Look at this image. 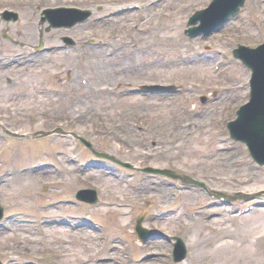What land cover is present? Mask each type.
<instances>
[{"label": "rangeland", "instance_id": "1", "mask_svg": "<svg viewBox=\"0 0 264 264\" xmlns=\"http://www.w3.org/2000/svg\"><path fill=\"white\" fill-rule=\"evenodd\" d=\"M208 1L0 0V59L52 48L21 53L33 63L0 69V261L264 264V165L225 128L248 97L249 71L231 48L264 40V0H247L219 31L189 39V16ZM61 6L90 15L71 28L52 27L44 11ZM154 84L178 90L129 91ZM52 130L78 134L115 161L95 162L71 134L42 135ZM40 163L38 173L24 171ZM148 168L155 174L141 170ZM175 170L206 190L189 185L178 194L163 173ZM92 188L96 203L80 202ZM213 190L237 198L221 206ZM139 215L152 234L145 241L134 231ZM218 232L224 242L211 250L205 240ZM173 236L186 243L180 263L172 259Z\"/></svg>", "mask_w": 264, "mask_h": 264}, {"label": "bare ground", "instance_id": "2", "mask_svg": "<svg viewBox=\"0 0 264 264\" xmlns=\"http://www.w3.org/2000/svg\"><path fill=\"white\" fill-rule=\"evenodd\" d=\"M4 10H6V9H4ZM3 10V11H4ZM79 10H80V8H75V9H72V11L68 14V17H67V20H66V22L67 23H69L70 25H71V27L72 26H74L75 25V21H77L78 23H81V22H85L86 20H84L83 18L84 17H82L81 16V13L82 12H79ZM17 11L18 10H16V9H11V15H10V17H11V20L13 19V17H14V14L15 13H17ZM87 11V9H85V12ZM61 13H65V12H67V10H64V11H60ZM19 14V13H18ZM200 14H204V16L205 17H207V16H209V14H208V12H207V10L206 9H204V8H198V9H195L194 11H193V13L190 15V20L192 21V24H190L189 22L188 23H186L187 24V29H186V32H185V36L186 37H188L189 39H192V35H191V31H192V29H197V25H198V22H199V20H200V17H201V15ZM60 15V14H59ZM21 18H22V15H21ZM224 18V17H223ZM217 19H221V17H219V16H217V17H214V20H217ZM13 21H14V19H13ZM217 29V27H215V28H213L212 29V31L214 32L215 30ZM213 32H211V33H213ZM5 33V32H4ZM6 34V33H5ZM196 34H197V31H196ZM198 35V34H197ZM5 37V39H8V40H10L7 36H4ZM195 38H197V36L195 37ZM31 48H33V47H31ZM36 48H41V51H42V55L43 54H45L46 52H47V50L45 49V48H43V47H41V46H37V47H34L33 49H36ZM112 48H113V51L115 50V47L114 46H112ZM138 48V47H137ZM233 48V47H232ZM231 48V49H232ZM140 49V48H139ZM144 49V48H143ZM65 50H67V49H65ZM27 58V57H26ZM195 59V58H194ZM193 59V60H194ZM26 60H28V59H26ZM193 60H191L190 59V61H193ZM148 63V62H147ZM262 78V80H263V83H264V75L261 77ZM180 89V88H179ZM176 90H178V89H176V88H174V91H176ZM247 93H248V97L247 98H249V100L250 101H253V103H256L255 105H254V108H255V110H257V111H262V113H264V93H262V90H261V88H259L258 87V89H257V91L256 90H254L252 87H248L247 88ZM75 100H77L76 98L73 100V102L75 101ZM76 103H78V101L76 102ZM255 110H254V112H255ZM254 112H253V115H252V117L250 116V117H248V121L249 122H251L252 124H254L255 123V119H256V116H255V114H254ZM253 128L254 127H252V125L251 126H249L248 127V129L250 130V131H252L253 130ZM125 130V129H124ZM64 132V133H63ZM259 133V132H258ZM264 133V131H262L261 132V134H263ZM45 134H50V135H52L51 133H50V131H45L42 135H45ZM58 136H60L61 138H64L65 136H69L70 134L69 133H65V131H61V130H59L58 131V133H56ZM49 135V136H50ZM72 140L74 141L72 144L73 145H75V144H77L78 142L79 143H81V144H83L85 147H87V148H89V150L91 151V153L94 155V156H96V159H95V162H99V163H102L103 161H105V159H110V160H114L115 161V158L113 157V155L112 154H110V153H107V152H103V151H96L95 149H94V147L92 146V144H90V142L87 140V139H85V138H83V137H81V136H79L78 134H74L73 136H72ZM78 141V142H77ZM91 147H93V149L91 148ZM99 157V158H98ZM258 158V157H257ZM258 159H260V158H258ZM120 162H122V161H120ZM75 163H82L83 164V166L85 167V164L86 163H89V160H87L86 162H82V161H76ZM39 165H41V163L40 164H36V165H30L29 167H27V166H24V171L26 170V171H30L31 172V174H33V173H35V171H36V173H38L39 171H41V168H40V166ZM50 165V164H49ZM258 166H262V164H257ZM88 167H90V166H88ZM23 170V169H22ZM176 171V170H175ZM176 173V174H175ZM175 173H173L175 176L174 177H172V176H170V179H176L175 180V184H174V186H175V189L177 190V191H179L178 192V194H181L182 192L184 193V192H187V191H184V190H186L188 187H189V185L190 184H193L192 182H191V180L189 179V178H182V176H188L187 174H185V173H179V172H175ZM108 177V176H107ZM110 177H112V176H110ZM106 179V178H105ZM3 181H5V180H3ZM2 181V182H3ZM49 184V183H48ZM142 185V184H141ZM202 185H205V184H202ZM174 191V194L176 195L177 194V191ZM190 190V189H189ZM81 191H83V190H81ZM184 194H186V193H184ZM161 195L163 196V198H165L166 196H168L167 195V193L165 192V191H162L161 192ZM97 196H98V194H96V192H95V188H92V189H88L87 190V192H86V194H84L82 197H81V200H80V202H82L84 199L87 201V203L88 204H94V203H96V199H97ZM182 196H183V198H186V196L185 195H183L182 194ZM75 197L77 198L78 196L77 195H75ZM218 197L219 198H221V199H224L225 197L223 196V195H218ZM161 199V198H160ZM167 199H169L168 197H167ZM215 199V198H214ZM220 199V200H221ZM193 201H194V199H193ZM192 201V202H193ZM191 202V201H190ZM55 203H56V201H55ZM223 204H225V203H223ZM225 205H227V204H225ZM228 213H231V212H228ZM190 215H193V213L192 214H190ZM135 231V233H136V231H139V229L138 228H136V230H134ZM197 234H198V232H196ZM150 235H152V234H150ZM155 235V234H154ZM223 235L224 234H222V235H220V233L218 232V233H215V234H213V235H211L210 237H208V238H206V240H205V243H206V247H209V248H212L211 250H217L218 249V247L220 246V244H223V242H224V239H222V237H223ZM156 236V235H155ZM151 240L153 241L152 243H153V247H160L161 249H164L165 248V246L162 244V243H160V241H157V240H155V239H153V238H151ZM171 243V242H170ZM172 245H174L173 243H171ZM202 245H203V243H202ZM173 247V246H172Z\"/></svg>", "mask_w": 264, "mask_h": 264}, {"label": "water", "instance_id": "3", "mask_svg": "<svg viewBox=\"0 0 264 264\" xmlns=\"http://www.w3.org/2000/svg\"><path fill=\"white\" fill-rule=\"evenodd\" d=\"M263 52H264V48H262ZM261 56V54H260ZM264 57V55H263ZM253 69L256 72V76H257V83L259 82L260 78L264 75V61L260 62L259 61H254L252 63Z\"/></svg>", "mask_w": 264, "mask_h": 264}]
</instances>
